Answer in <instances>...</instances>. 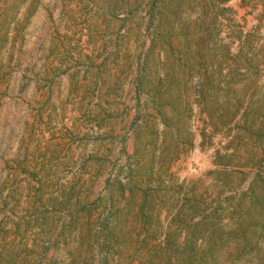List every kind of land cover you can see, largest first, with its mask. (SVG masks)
I'll return each instance as SVG.
<instances>
[{
    "label": "rangeland",
    "instance_id": "1",
    "mask_svg": "<svg viewBox=\"0 0 264 264\" xmlns=\"http://www.w3.org/2000/svg\"><path fill=\"white\" fill-rule=\"evenodd\" d=\"M139 1L0 0V264L89 263L80 234L108 209L123 245L111 264H136L144 190L160 225L184 197L224 224L258 172L264 6L227 0L206 47L203 0H164L154 28L171 46L149 49ZM137 66L155 93L136 91ZM214 259L264 264V236L225 235Z\"/></svg>",
    "mask_w": 264,
    "mask_h": 264
},
{
    "label": "trees",
    "instance_id": "2",
    "mask_svg": "<svg viewBox=\"0 0 264 264\" xmlns=\"http://www.w3.org/2000/svg\"><path fill=\"white\" fill-rule=\"evenodd\" d=\"M227 0H203L204 6L200 14L203 20L211 16V21L207 23L206 29L201 32L197 31L195 38L200 46H212L215 44L212 38V31L216 27L217 14L224 15L229 10L223 6ZM255 3L264 6V0H253ZM164 0H145L143 6L142 0L138 2L137 7L140 12V23L149 38V49L160 45L171 46V37L168 40L158 39L161 35L154 28V20L159 15L161 20ZM209 4V6H207ZM206 30V31H205ZM161 53V51L159 52ZM212 60V57H210ZM201 67L208 64L205 60L198 59ZM148 62V54L145 59L144 67ZM142 69L137 66L136 74V91L144 95H150L149 92L155 93L149 84L145 83ZM208 84V76H205ZM208 81V82H207ZM136 123V119L131 120V125ZM256 135L261 139L262 157L259 159L258 172L250 178L246 189L240 192L236 197L235 203L230 205L231 211L229 220L223 224L220 214H216L219 206L201 207V202H190L188 198H183L181 203L172 211L166 226L160 225V210H148L150 201L147 199V190L142 192L141 201L136 209V215L140 220V230L144 231V235L139 240L138 248L143 249L144 253L136 264H213L215 252L221 245L224 236L232 235L238 237L243 242L244 247L258 245L259 237L264 236V126L258 128ZM153 139L158 138V128L155 127ZM263 162V163H262ZM221 164V162H218ZM153 165L147 168L152 173ZM263 171V174H261ZM151 178H146L149 183ZM258 185L263 190L256 191ZM247 192V193H245ZM248 194V195H246ZM65 197V196H64ZM64 206H66L71 195L66 196ZM83 208L76 209L78 212ZM123 209V208H122ZM122 209H116L113 215L117 213L121 217ZM155 213L154 224L150 227L149 220ZM110 209L107 213L95 221L94 227L89 228L84 234H80L82 239L87 240L88 249L91 250V259L87 264H111L113 261V252L120 254L122 250V242L115 234L113 227H109L108 216L111 214ZM90 216V214H88ZM100 216L98 214L97 218ZM77 215L68 219L67 227L75 228ZM96 218V219H97ZM117 222V221H116ZM206 225L204 230L199 226ZM60 233H63L61 230ZM140 233V231H139ZM89 235L91 240H89ZM255 239V242H252ZM66 240V239H65ZM116 246V248H115ZM93 260L95 262L93 263Z\"/></svg>",
    "mask_w": 264,
    "mask_h": 264
}]
</instances>
